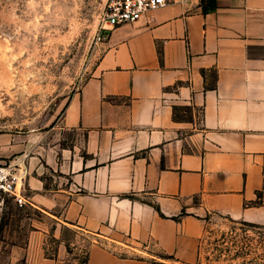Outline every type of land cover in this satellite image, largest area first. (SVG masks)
<instances>
[{
    "label": "crops",
    "instance_id": "0c3cea01",
    "mask_svg": "<svg viewBox=\"0 0 264 264\" xmlns=\"http://www.w3.org/2000/svg\"><path fill=\"white\" fill-rule=\"evenodd\" d=\"M98 51L51 128L0 147L35 206L94 237L87 264L192 263L202 210L264 226V0L168 3Z\"/></svg>",
    "mask_w": 264,
    "mask_h": 264
},
{
    "label": "rangeland",
    "instance_id": "374dc122",
    "mask_svg": "<svg viewBox=\"0 0 264 264\" xmlns=\"http://www.w3.org/2000/svg\"><path fill=\"white\" fill-rule=\"evenodd\" d=\"M107 0H0V147L9 135L51 128L93 72ZM72 136V133L70 134ZM16 155L0 156V163ZM24 174L27 173L23 169ZM200 219L188 264H264V227L218 212ZM8 197L0 210V264H87L94 237ZM147 264H186L151 248ZM140 253V252H139Z\"/></svg>",
    "mask_w": 264,
    "mask_h": 264
},
{
    "label": "built area",
    "instance_id": "2783aa9c",
    "mask_svg": "<svg viewBox=\"0 0 264 264\" xmlns=\"http://www.w3.org/2000/svg\"><path fill=\"white\" fill-rule=\"evenodd\" d=\"M175 1L180 0H107L98 38L102 40L106 31L115 26L138 20L146 11ZM19 166L18 159L0 163V210L5 206L8 197L20 208L27 204L34 205L22 181L25 171H21Z\"/></svg>",
    "mask_w": 264,
    "mask_h": 264
},
{
    "label": "trees",
    "instance_id": "16d2710c",
    "mask_svg": "<svg viewBox=\"0 0 264 264\" xmlns=\"http://www.w3.org/2000/svg\"><path fill=\"white\" fill-rule=\"evenodd\" d=\"M244 223H247V224H251V225H254V226H262V225H259V224H256V223H252V222H248V221H244L242 220ZM264 227V226H263Z\"/></svg>",
    "mask_w": 264,
    "mask_h": 264
}]
</instances>
